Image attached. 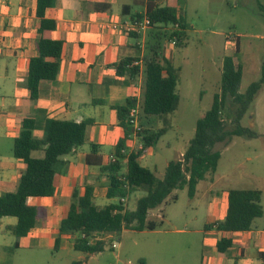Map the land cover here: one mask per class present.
I'll return each instance as SVG.
<instances>
[{
	"label": "crops",
	"instance_id": "crops-1",
	"mask_svg": "<svg viewBox=\"0 0 264 264\" xmlns=\"http://www.w3.org/2000/svg\"><path fill=\"white\" fill-rule=\"evenodd\" d=\"M148 1L55 0L53 6L47 8L46 17L56 20L57 27L46 31L45 35L63 41L61 67L56 79L41 81L39 96L32 99L27 76L29 61L38 54L37 0H0V195L15 191L26 169L24 160L13 154L14 141L20 134L25 117L36 118L37 126L33 133L39 139L45 137L48 119L91 120L86 127L84 144L61 156L55 165V193L28 199L38 209L37 224L26 236H16L18 247L43 240L55 246L60 222L70 209L75 189L83 195L86 187L92 186L93 200L97 206L113 203L108 201L110 198L107 195L109 178L101 172L99 165L87 163L86 156L92 144H96L100 146L103 163H107L114 156L118 142L126 136L114 105L128 97L142 100V63L141 72L136 78L127 74L119 76L116 65L124 58L143 57L148 49L147 42L157 30L152 25L143 35H138L114 29L112 25L121 26L124 22L139 18V14L143 17ZM156 2L166 5L167 0ZM143 40L145 43L140 46L139 42ZM173 47H167L165 41L162 54L178 69L170 52ZM161 121L162 118L156 116L142 119L145 127L152 128H159ZM141 144L140 138L132 133L126 140L125 152L137 150ZM152 151L150 147L140 157V162ZM32 155L43 157V151L36 150ZM246 160L252 161L253 157ZM215 172L198 184L201 185V197L208 198L209 214L203 228L199 229L203 235V245L197 260L194 257V264H264V258L260 256L264 252V225L253 223L251 229L241 231L205 228L206 224L226 217L231 189L258 188L263 193V186L257 185L254 180L221 184L226 181L227 174ZM253 173L256 172L247 173L248 177L260 179L258 174ZM198 186L193 197L198 195ZM126 207L129 208L128 205ZM17 221L15 216L2 217L0 230L12 233L7 227L15 225ZM77 235L61 234L60 244L65 241L74 247L72 237ZM109 236L113 234L109 233ZM221 237L232 240V245L225 251H219L217 247ZM0 246L4 252L11 247ZM0 262L11 263L5 259Z\"/></svg>",
	"mask_w": 264,
	"mask_h": 264
},
{
	"label": "trees",
	"instance_id": "trees-1",
	"mask_svg": "<svg viewBox=\"0 0 264 264\" xmlns=\"http://www.w3.org/2000/svg\"><path fill=\"white\" fill-rule=\"evenodd\" d=\"M187 0H167L166 5H159L156 0H149L147 15L157 30L153 38L147 42V52L142 59L144 76L141 100L140 121L143 129L138 133L143 147L130 153L122 152L126 140L133 133V126L128 120L136 98L128 97L124 102L114 105L121 125L126 130L114 153V160L103 163L100 146L92 144L86 156L89 164L99 165L100 170L109 178L107 195L109 198L119 197V202L99 207L93 200V187L87 186L85 193L74 190L73 199L67 215L61 220L59 235L55 247L61 243L60 235L77 233L74 248L87 253L103 251L113 247L112 242L93 240L95 232L118 233L123 229L154 230L162 226L163 219L150 218V211L159 207L169 197L176 198V189L188 187L190 197L196 193L198 184L216 171L221 159V152L215 149L217 143L229 144L234 136L256 137L259 132L242 125L241 121L257 94L264 86V61L259 79L253 81L244 92L240 91L242 66L236 63L233 55H225L223 60L222 82L220 91L214 94L213 103L205 114L196 122L195 136L180 158L169 161L165 175L159 177L155 171L140 162V157L153 147L167 132L169 114L178 106L180 95L178 87V71L163 54L164 40L177 36L179 45L184 43L186 23L181 10ZM55 0H37V17L39 28L36 39L38 54L29 61L27 87L32 99L39 96L40 83L43 80L57 78L61 67L63 41L45 35L48 30L57 27V21L46 17L47 8L53 6ZM98 4H96L97 6ZM259 11L264 16V0H257ZM142 14H139V18ZM179 23L181 30L169 32L168 24ZM164 24L165 26H160ZM240 41L236 39L239 51ZM137 58H124L118 62L119 76L127 74L136 78L141 72L140 65H131ZM225 115L230 118L227 123ZM160 117L164 124L159 128L145 127L143 118ZM91 120L77 122L66 119H48L45 125V137L36 138L34 129L37 120L25 117L19 136L14 141L13 154L22 158L26 169L20 178L15 191L0 195V219L4 216H15L18 221L8 226L17 237L26 236L37 224L38 209L28 202L30 197L52 196L55 193L56 163L60 157L72 152L85 142L86 127ZM36 150L43 151V157H34ZM145 188L147 194L140 197L135 209L126 207L123 197L139 188ZM262 190L234 188L229 191V206L223 220L206 224L205 228L216 227L224 231L249 230L254 220L263 214L261 204ZM164 217V214L161 215ZM84 235V236H83ZM17 247L18 241L15 242ZM232 245L230 238L221 237L217 247L225 251ZM264 258V252L260 253ZM0 264H11L0 262Z\"/></svg>",
	"mask_w": 264,
	"mask_h": 264
},
{
	"label": "rangeland",
	"instance_id": "rangeland-1",
	"mask_svg": "<svg viewBox=\"0 0 264 264\" xmlns=\"http://www.w3.org/2000/svg\"><path fill=\"white\" fill-rule=\"evenodd\" d=\"M180 12L186 23L184 43L180 46L177 41L169 50L178 68L180 100L175 111L169 114L167 132L152 147V153L150 151L141 161L159 177H163L169 161L181 157V152L195 136L198 118L211 108L214 94L221 87L225 54L233 55L236 63L242 66L241 92L259 79L264 61V16L258 9L257 0H187ZM165 30L169 34L172 32L170 26ZM227 38H232L233 44L228 43ZM236 39L240 41L239 51ZM171 40L169 36L164 41ZM225 120L230 122L226 115ZM241 123L259 135L234 136L227 145L217 143L215 149L221 152V159L215 173L227 174L226 181L221 184L254 180L264 189V86ZM163 125L158 123V127ZM250 156L253 160H246ZM251 171L258 174L259 181L256 177H248L247 173L251 174ZM174 193L176 198L169 197L149 215L163 219L159 228L123 229L111 233L113 236L104 232L99 234L101 239H94L112 242L113 248L109 246L103 251L87 253L65 241L55 247L44 240L15 247L16 235L0 230V245L11 246L5 252L0 246V261L5 259L12 264H194V257L197 260L203 245L199 229L208 218L209 201L206 196L201 197V190L196 197H190L188 187L176 189ZM146 194L145 188L136 189L128 195L125 205L130 210L135 209L138 199ZM119 200L114 197L108 201ZM261 204L263 215L254 224L264 225V190Z\"/></svg>",
	"mask_w": 264,
	"mask_h": 264
},
{
	"label": "built area",
	"instance_id": "built-area-1",
	"mask_svg": "<svg viewBox=\"0 0 264 264\" xmlns=\"http://www.w3.org/2000/svg\"><path fill=\"white\" fill-rule=\"evenodd\" d=\"M152 26V22L150 17L147 15V13L141 18V19H134L131 21L124 22L121 26L119 24H113L112 27L114 29H123L127 33H134L138 35H143L147 28ZM165 26V25H164ZM171 27L172 31L181 30V25L179 23L175 24H168L167 27ZM228 43L233 44L232 38H227ZM178 38L177 36H173L172 40L170 42L166 43L167 47L175 46L177 44ZM144 40L139 42L140 46L144 45ZM142 57H139V59L133 60L131 65H140L142 63ZM140 112H141V100H136V104L131 108L128 120L133 126V134L138 137V133L143 129V126L140 121ZM143 147V144L140 145L138 149H141ZM122 152H125V149H122ZM114 156L110 160H114ZM127 197H123L122 200L125 202ZM104 232H95L93 234V240L94 239H101L99 237V234H103ZM84 236V235H83Z\"/></svg>",
	"mask_w": 264,
	"mask_h": 264
}]
</instances>
